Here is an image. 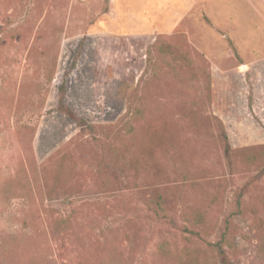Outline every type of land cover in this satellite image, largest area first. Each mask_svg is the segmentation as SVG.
Segmentation results:
<instances>
[{"label": "rangeland", "instance_id": "rangeland-1", "mask_svg": "<svg viewBox=\"0 0 264 264\" xmlns=\"http://www.w3.org/2000/svg\"><path fill=\"white\" fill-rule=\"evenodd\" d=\"M222 239L264 264V0H0V264H221Z\"/></svg>", "mask_w": 264, "mask_h": 264}, {"label": "trees", "instance_id": "trees-1", "mask_svg": "<svg viewBox=\"0 0 264 264\" xmlns=\"http://www.w3.org/2000/svg\"><path fill=\"white\" fill-rule=\"evenodd\" d=\"M234 47V46H232ZM65 100V90H63L61 92V96H60V110L65 113L70 119H72L73 121H75L77 123V125L81 128H86L89 130H93L94 126L90 125L85 119L80 118L77 116V114L75 113V111L73 109H71L70 107H67L64 103ZM224 139L226 140V150L227 152L231 151V146L230 143L228 141V135L227 132L224 129ZM195 234V233H193ZM224 239H222L220 242L215 243L213 246L214 248L217 250V255L218 258L220 259V263L221 264H233L232 261L227 257L226 252H225V247L223 245Z\"/></svg>", "mask_w": 264, "mask_h": 264}, {"label": "crops", "instance_id": "crops-1", "mask_svg": "<svg viewBox=\"0 0 264 264\" xmlns=\"http://www.w3.org/2000/svg\"><path fill=\"white\" fill-rule=\"evenodd\" d=\"M246 67V66H245ZM246 68H248V67H246Z\"/></svg>", "mask_w": 264, "mask_h": 264}]
</instances>
